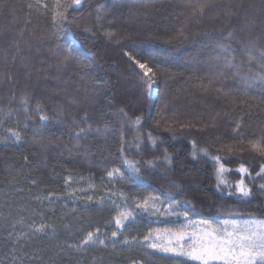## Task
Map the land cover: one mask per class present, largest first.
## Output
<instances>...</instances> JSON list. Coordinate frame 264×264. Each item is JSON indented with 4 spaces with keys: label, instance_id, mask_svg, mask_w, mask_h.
I'll list each match as a JSON object with an SVG mask.
<instances>
[{
    "label": "trees",
    "instance_id": "1",
    "mask_svg": "<svg viewBox=\"0 0 264 264\" xmlns=\"http://www.w3.org/2000/svg\"><path fill=\"white\" fill-rule=\"evenodd\" d=\"M202 2L81 0L54 25L56 0H4L0 264H199L138 242L170 226L160 213L136 210L108 239L115 195L180 201L193 217L264 218V177H256L264 158L247 148L264 140V83L250 79L264 75V0H212L194 12ZM125 52L152 68L151 95ZM37 103L48 121H40ZM9 128L20 141L6 136ZM80 129L87 131L77 136ZM215 156L228 169L227 185L218 186ZM124 159L140 161L139 177ZM241 164L251 173L248 197L234 187ZM113 168L123 179L107 176ZM96 228L105 244L72 247Z\"/></svg>",
    "mask_w": 264,
    "mask_h": 264
},
{
    "label": "snow or ice",
    "instance_id": "2",
    "mask_svg": "<svg viewBox=\"0 0 264 264\" xmlns=\"http://www.w3.org/2000/svg\"><path fill=\"white\" fill-rule=\"evenodd\" d=\"M80 4L81 0H56V4L54 6V11L52 14L53 24L56 25L61 20H66V13L68 12V9L72 6H79ZM4 6V0H0V8ZM211 6L212 0H203L202 3L193 6V11L202 13L206 8ZM43 7L47 8L48 5L44 4ZM85 30L87 31L88 29ZM231 36L232 33H229L228 38H231ZM218 47L227 50L230 45H226L223 42H218ZM244 50L249 53V60H251V52L255 50V44L253 42H249ZM124 55L129 58L134 66L142 70L141 78L147 84L149 95H151V88L154 83L152 77L150 76V73L154 75L152 68H150L146 62L142 63L139 59H136L129 52H125ZM64 59H68V56H65ZM233 59L234 58H230L228 60L229 66H231ZM262 59H264V55H262ZM250 79H252L254 82L260 81L264 83V75H252ZM21 103L24 105L25 113H27V98H22ZM35 110L40 113L39 119L41 122H46L50 119L49 116L44 114V109L40 103H37ZM120 111L121 113H123V109H121ZM86 118L87 117L85 116V119ZM140 120V117H136L133 123L138 125L140 123ZM3 123L4 121H0V125H2ZM240 127L241 125L237 123L236 129H234L237 135H239ZM86 131L87 129H80L76 133V135H83ZM6 136L13 138L15 141L21 140V134L19 130L9 128L7 130ZM152 142L153 144H155L154 139ZM192 143L195 153V141H193ZM247 148L248 150L257 153L262 158H264V140H249L247 141ZM244 150V142L240 141V151ZM202 151L207 154V149H202ZM228 151L231 152L233 151V149L229 148ZM123 152L124 147L122 140V156ZM213 159L219 164V167L217 168L218 186L219 184L227 185L228 181L223 178V174L228 171V169L225 168L223 163H220L221 157L215 156L213 157ZM164 161L170 163V157L167 152H165ZM123 163L126 164L137 177H139L140 169L138 165L140 164V161H131L124 159ZM146 163L147 165H154L156 161L149 160ZM237 171L241 174V178L234 182L236 193L240 194L241 196L248 197L251 195L252 189L249 187L248 183H246L245 177L251 176L250 170L244 164H241L239 165ZM107 176L110 179L114 177L123 179V174L118 168H113L112 170L108 171ZM256 177H264V164L260 165V169L256 173ZM228 186L231 187L233 185ZM260 187L264 189V185H260ZM88 199L91 200L92 197H88ZM113 203L117 209V214L113 218L116 230L111 232V237H108V239L116 238L121 234V230L126 227L125 222L133 218L134 213L137 209L142 210L146 213L151 212L153 215L157 213H160L162 215L165 214L164 212H161L160 207H157V205L164 206L165 203L164 199L159 196H149L140 201H134V209H129L124 205L115 204V202ZM179 205L180 201L168 203L166 205V211L171 212ZM183 215L187 217V211H185ZM211 223L212 222L209 220L200 221L199 224L205 225L207 227L200 228L198 232L194 231L191 233H185L183 231L170 233L167 230L161 232L158 229L149 230V232L143 236L142 240L138 242L141 244H146L150 249H157L160 252L166 254L190 257L191 259L200 261L201 264H212L213 261H220L222 262V264H264V219L250 218L244 221L225 220L223 222L224 226L222 228H211ZM229 225L231 226V230H229ZM45 227L46 225L41 223L36 227L35 230L37 232H43L45 230ZM101 235L103 234L100 232L99 228L88 231L83 239L78 244L72 245V247L81 248L86 247L90 244H95L97 242L103 245L105 244V239H100L99 237ZM186 236L192 240V244L189 246V249H185L183 244H181V241H183ZM132 242L133 241H129L127 239L123 241V243L126 245ZM133 264H139V262L133 261Z\"/></svg>",
    "mask_w": 264,
    "mask_h": 264
},
{
    "label": "rangeland",
    "instance_id": "3",
    "mask_svg": "<svg viewBox=\"0 0 264 264\" xmlns=\"http://www.w3.org/2000/svg\"><path fill=\"white\" fill-rule=\"evenodd\" d=\"M218 167H219V165L217 166V168ZM216 177H217V182H218V175H217V173H216ZM117 178H119V177L111 178V180H115ZM223 178L226 179L227 181H230V178L228 177V179H227V177H226V172L223 174ZM240 178H241V176L237 180H239ZM232 182H234V181H232ZM219 185L223 186L225 184H219ZM155 196H158V195H155ZM144 198H146V197H144ZM144 198L143 197L142 198H131V197H125V196L115 195V196L112 197L111 201H112V203L115 202V204L124 205L127 208H129V209H134L135 208L134 201H140V200H142ZM162 199H164V198H162ZM164 202H165L164 203V206L157 205V207H160L161 208V212H164L165 213L163 215L162 214H160V215L163 216V217H165V218H169L171 220V223H170V226H168V227L159 228L158 230H160L161 232H164L165 230H167L170 233H177V232H180V231H183L185 233H191V232H194V231L195 232H198L200 228L207 227L205 225L199 224V222L200 221H203V220H209V221H211L212 222L211 223V228H222L224 226L223 225V222L225 220H229V221L230 220L244 221V220H248L250 218L264 219V218H259V217H247V218H222V217H213V218H203V217H200V216L193 217V216H190L189 214L187 215V217H185L183 215V213L185 211H187V209H186L185 206H183V205L180 204L173 211L168 212V211H166V205L168 203H174L175 201L164 199ZM187 213H188V211H187ZM228 227H229V230H231V226L229 225ZM181 244H183V246H184L185 249H189V246L192 244V240L189 239L186 236L185 239L183 241H181ZM143 245H144V247L146 249H149V250H152V251L154 250L156 252H160L157 249H150V248H148L146 244H143ZM160 253H163V252H160ZM163 254L170 255V256H174V257H183V258L191 259L190 257H185V256H176V255H173V254H166V253H163ZM192 260H194V259H192ZM194 261H196L197 263L201 264V262L198 261V260H194ZM212 263H222V262H220V261H213Z\"/></svg>",
    "mask_w": 264,
    "mask_h": 264
}]
</instances>
